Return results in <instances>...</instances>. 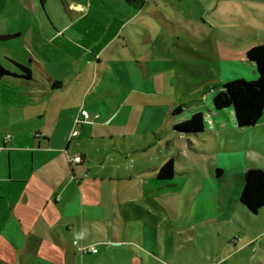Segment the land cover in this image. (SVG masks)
Masks as SVG:
<instances>
[{
	"label": "rangeland",
	"instance_id": "374dc122",
	"mask_svg": "<svg viewBox=\"0 0 264 264\" xmlns=\"http://www.w3.org/2000/svg\"><path fill=\"white\" fill-rule=\"evenodd\" d=\"M100 2L103 12L110 17L116 13L117 21L130 26V35L126 31L119 42L130 45L131 56L150 60L143 65L150 73L151 93L145 98L135 92L128 100L127 109L136 105L124 116L127 128H118L113 135L102 128L104 134L92 143L93 151L83 137L84 147L94 157L108 155L114 172L126 180L131 174L134 183L139 180L122 201L132 218L122 213L121 218L134 227L142 226L144 220L154 224L163 252L180 260L257 264V247L264 238V209L253 213L233 201L240 188L232 167L248 169L262 163L257 154L264 158L259 152L264 141L257 140L253 128H240L230 121L221 128L212 118L207 121L208 133L191 140L173 128L176 118H183L192 108L203 106L207 112L204 95L223 68L250 74L246 50L264 40V0ZM40 13L50 14L57 28L71 21L62 0H48L45 8L39 0H0V35L22 32L21 36L0 39L3 66L16 70L8 57L27 62L23 49L31 48L28 34ZM103 23L107 27L105 20ZM57 44L58 40L48 47L37 43L42 50L37 54L56 56L57 60L69 57L66 50H55ZM89 72L85 69L80 78L86 81ZM106 80L114 85L112 79ZM10 89L13 94L0 90L4 101L19 96L20 86L11 85ZM177 105H182L178 113ZM170 157L175 160L174 174L158 181L157 170ZM216 166L223 168L222 177L217 178Z\"/></svg>",
	"mask_w": 264,
	"mask_h": 264
},
{
	"label": "crops",
	"instance_id": "0c3cea01",
	"mask_svg": "<svg viewBox=\"0 0 264 264\" xmlns=\"http://www.w3.org/2000/svg\"><path fill=\"white\" fill-rule=\"evenodd\" d=\"M62 1L71 16L70 22L57 28L50 14L46 18L40 13L32 23L37 25L28 34L31 48L23 51L33 61L35 81L30 85L0 81L1 92L13 94L11 85L20 86L18 97L9 96L4 101L5 95L0 94V264H209L164 253L158 240L159 229L154 224L144 220L142 226L134 227L130 220L121 218V213L132 218L122 201L139 180L134 183L131 174L126 180L114 172L108 155L94 157L84 147L83 137L93 151L92 143L104 134L102 128L112 135L118 128H127L124 116L128 111L132 113L136 105L127 109L128 100L135 92L145 98L151 93L150 73L143 65L150 60H139L137 54L132 57L130 45L119 42L126 31L130 35L131 28L117 21L116 13L110 17L103 12L100 0ZM7 35L21 36L22 32ZM57 40L55 50H66L69 57L62 54L64 59L57 60L56 56L52 59L37 54L42 51L41 45L48 47ZM261 42L246 50V59L252 65L248 67L250 74L223 68L216 83L209 85L214 90L204 95L207 112L202 110L203 106L192 108L183 118H176L175 123L202 112L203 134L208 133L207 121L211 118L221 128L228 121L238 125L234 108L215 112L213 98L225 81L237 76L255 77L256 67L248 60L247 51ZM85 69L90 71L86 81L80 78ZM106 79H112L114 85ZM81 108L99 117L75 126ZM262 118L252 127L260 141H264ZM74 129L79 131L76 136H72ZM8 132L12 135L6 140ZM259 152L264 154V145ZM77 154L83 156L82 161L71 164L69 157ZM257 156L263 159L257 167L264 169V158ZM171 158L175 170L174 158L168 160ZM162 166L157 170L158 181ZM216 168L222 171L220 175L216 172L217 178L222 177L223 168ZM232 169L238 178L240 195L247 169L237 165ZM143 178L144 175L140 179ZM239 195L233 199L237 204ZM140 208L152 214L145 207ZM79 244L96 245L98 251L82 254ZM257 249V264H264V238Z\"/></svg>",
	"mask_w": 264,
	"mask_h": 264
},
{
	"label": "trees",
	"instance_id": "16d2710c",
	"mask_svg": "<svg viewBox=\"0 0 264 264\" xmlns=\"http://www.w3.org/2000/svg\"><path fill=\"white\" fill-rule=\"evenodd\" d=\"M45 7L48 0H39ZM14 35L1 34L0 39ZM247 58L255 64V77L247 79L242 76L229 79L222 84V88L213 98L214 111L219 112L233 107L239 127L252 128L256 126L264 114V40L250 47ZM16 70L7 68L0 62V81L7 83H22L30 85L34 67L32 60L27 62L9 59ZM56 86L57 83H54ZM181 106L176 108L180 112ZM174 129L185 134L189 139L200 137L205 132V118L202 112L194 113L189 119L174 126ZM217 168V175L221 174ZM174 174V161L169 159L159 170V179L171 178ZM243 187L239 195V204L253 213L264 209V170L251 167L243 173Z\"/></svg>",
	"mask_w": 264,
	"mask_h": 264
},
{
	"label": "built area",
	"instance_id": "2783aa9c",
	"mask_svg": "<svg viewBox=\"0 0 264 264\" xmlns=\"http://www.w3.org/2000/svg\"><path fill=\"white\" fill-rule=\"evenodd\" d=\"M98 117H99V114L92 116L89 110L85 108H81L79 111V116L75 120V126H80L84 123L92 122ZM78 134H79V131L74 129L72 136H76ZM9 139H11V135H6V140H9ZM82 159H83V156L81 154H77V155H74L73 157H69V161L71 164L80 163ZM79 251L82 254L90 253V252L96 253L98 251V248L96 247V245L79 244Z\"/></svg>",
	"mask_w": 264,
	"mask_h": 264
}]
</instances>
